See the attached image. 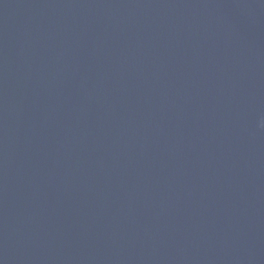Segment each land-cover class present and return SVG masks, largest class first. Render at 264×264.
Here are the masks:
<instances>
[{"label": "water", "instance_id": "1", "mask_svg": "<svg viewBox=\"0 0 264 264\" xmlns=\"http://www.w3.org/2000/svg\"><path fill=\"white\" fill-rule=\"evenodd\" d=\"M0 264H264V0H0Z\"/></svg>", "mask_w": 264, "mask_h": 264}]
</instances>
